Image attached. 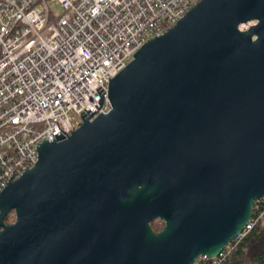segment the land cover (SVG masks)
Returning <instances> with one entry per match:
<instances>
[{
    "label": "water",
    "instance_id": "1",
    "mask_svg": "<svg viewBox=\"0 0 264 264\" xmlns=\"http://www.w3.org/2000/svg\"><path fill=\"white\" fill-rule=\"evenodd\" d=\"M109 100L0 194V264H196L246 230L264 198V0H203Z\"/></svg>",
    "mask_w": 264,
    "mask_h": 264
},
{
    "label": "built area",
    "instance_id": "2",
    "mask_svg": "<svg viewBox=\"0 0 264 264\" xmlns=\"http://www.w3.org/2000/svg\"><path fill=\"white\" fill-rule=\"evenodd\" d=\"M202 1L0 0V194L37 164L41 144L108 114L111 80ZM256 204L261 213L211 264L264 216V198Z\"/></svg>",
    "mask_w": 264,
    "mask_h": 264
},
{
    "label": "trees",
    "instance_id": "3",
    "mask_svg": "<svg viewBox=\"0 0 264 264\" xmlns=\"http://www.w3.org/2000/svg\"><path fill=\"white\" fill-rule=\"evenodd\" d=\"M257 207L258 204L255 207V216L263 210V208ZM5 224H13L11 214L6 218ZM152 226L156 232H160L164 223L157 221ZM206 262L203 263V260H198L197 264H211L212 261ZM222 264H264V216L247 236L233 244Z\"/></svg>",
    "mask_w": 264,
    "mask_h": 264
},
{
    "label": "rangeland",
    "instance_id": "4",
    "mask_svg": "<svg viewBox=\"0 0 264 264\" xmlns=\"http://www.w3.org/2000/svg\"><path fill=\"white\" fill-rule=\"evenodd\" d=\"M60 11H61L60 8H57V7H56L55 12L58 13V12H60ZM11 221H12L13 223H15V221H16V216H15L14 213L11 214ZM163 228H164V227H163ZM162 230H163V229H162Z\"/></svg>",
    "mask_w": 264,
    "mask_h": 264
},
{
    "label": "bare ground",
    "instance_id": "5",
    "mask_svg": "<svg viewBox=\"0 0 264 264\" xmlns=\"http://www.w3.org/2000/svg\"><path fill=\"white\" fill-rule=\"evenodd\" d=\"M201 259V258H200ZM206 259V258H205ZM208 261H213L214 259H212V260H209V259H207ZM197 263V262H196Z\"/></svg>",
    "mask_w": 264,
    "mask_h": 264
}]
</instances>
